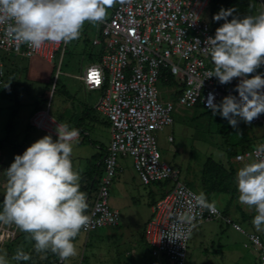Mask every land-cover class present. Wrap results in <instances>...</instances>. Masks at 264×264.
I'll return each instance as SVG.
<instances>
[{"label": "built area", "instance_id": "2783aa9c", "mask_svg": "<svg viewBox=\"0 0 264 264\" xmlns=\"http://www.w3.org/2000/svg\"><path fill=\"white\" fill-rule=\"evenodd\" d=\"M7 24L6 19L0 20V87L5 83L4 55L8 52L26 58L39 56L51 63L60 54L58 73L61 72L66 44L49 42L39 50L30 49L6 39ZM101 26L102 37L98 36L94 44L104 47V53L76 78L86 89L100 91L96 108L110 121L111 141L104 156L100 186L88 214L89 222L82 231L91 233L119 224L120 212L110 204V190L118 174V159L131 157L144 185L172 182L153 205L152 217L146 224L149 264H187L194 230L213 220L232 225L245 234L258 250L259 263L264 264V237L246 231L217 205L215 214L194 206L192 194L199 193L181 179L179 169L162 160L157 145V132L172 125L174 114L180 109L197 105L211 109L210 93L217 104L226 95L238 96L234 91L238 78L225 85L215 77L209 78L214 65L203 48L206 37L214 36L217 28L212 23L211 0H126L123 5L117 2L108 9ZM163 93H169L168 97L164 98ZM48 117L49 110H44L36 113L34 120L40 125L41 119L48 122ZM251 124L262 127L255 146L264 144V114ZM80 136L78 132L75 138ZM255 146L237 153L234 161L239 168L256 158ZM173 229L182 232L180 240L163 238ZM17 230L14 224L0 223V246L15 241ZM60 263L64 264L61 260Z\"/></svg>", "mask_w": 264, "mask_h": 264}, {"label": "clouds", "instance_id": "9594fccd", "mask_svg": "<svg viewBox=\"0 0 264 264\" xmlns=\"http://www.w3.org/2000/svg\"><path fill=\"white\" fill-rule=\"evenodd\" d=\"M126 0H0V20H7L5 37L30 49L39 50L45 43L68 44L77 40L85 22L105 21L108 9ZM249 4V14L237 15L233 8H221L213 16L223 21L214 36L206 37L203 48L214 65L209 78L221 85L234 78L239 82L236 95H226L220 103L209 98L213 115H220L237 128L240 120L251 124L264 114V8ZM197 43H200L197 40ZM57 138L44 135L33 142L23 154L4 170L6 189L3 194L0 223L14 224L26 239L34 241L37 253L51 252L61 261L75 257L74 240L89 222L87 194L81 191L80 173L71 160L70 141L78 130L57 125ZM256 158L237 170L235 183L238 201L254 209L252 225L264 232V144L255 146ZM194 206L217 212L215 200L204 192L193 193ZM182 232L175 229L166 235L169 241L180 240ZM7 252L0 254V264H9ZM16 261L30 259L23 246L12 256Z\"/></svg>", "mask_w": 264, "mask_h": 264}, {"label": "rangeland", "instance_id": "374dc122", "mask_svg": "<svg viewBox=\"0 0 264 264\" xmlns=\"http://www.w3.org/2000/svg\"><path fill=\"white\" fill-rule=\"evenodd\" d=\"M259 8H264L262 0H257L256 9ZM100 26L101 23L85 22L80 37L66 44L68 53L63 56L60 73H58L60 54L56 56L54 63L39 56L31 58L18 56L19 72L17 78L10 82V86L0 88V138H8V142L0 150V200L3 199L6 189L4 170L14 162L15 155L23 154L33 142L44 135L50 134L34 126L27 129L35 102L41 96H45L48 101L44 109L49 110L56 120L61 117L62 121L60 123L62 125L68 123L71 128L75 127V121L71 120L70 114H79L85 106L95 105L100 92L86 90L76 76L81 75L87 67L96 62L95 55L99 52L100 46L95 45L94 40L98 38ZM7 54L13 56L10 52ZM258 70L259 72L263 71V68L261 67ZM12 84H16L15 90ZM63 85H65L68 93L64 92ZM159 87L162 90L164 89L162 84ZM17 101L21 105H16ZM15 109L17 110L15 116H13L12 113ZM97 116V121L93 125L91 121L87 120L89 135L85 143H82L80 139L70 141L73 147L71 160L74 169L78 170L79 173L82 171L90 172L92 165L100 160V158L94 159L102 152L99 146H105L110 137L109 127L105 123L108 118L101 113ZM11 118L15 120L17 126L10 134L6 130V125ZM174 118L175 121L172 125L166 126L163 130L157 132V145L162 160L179 169L181 179L199 193L201 190L202 168L208 157L213 156L217 161L228 165V145L235 146L236 149L240 148L242 137H245V139L251 138L254 144H257L262 135L261 126L247 124L242 120L237 128L232 129L227 138L225 134L231 127L228 121L218 114L213 115V113L205 112L203 108H182L180 112L174 114ZM51 135L54 139L57 138L56 135ZM171 136L173 140H170ZM91 140L96 142L92 143ZM122 158L127 157H120L118 165L124 163ZM138 185L143 194L142 201L144 202L148 200L150 188L158 193L160 190L162 191L161 187L169 189L172 182L151 184L154 185L151 187L140 183ZM111 194L112 190H110V200ZM216 204L220 209L229 204L230 216L234 221L240 223L248 232L255 229L252 225V219L256 215L254 209L241 205L238 196L232 199L230 195H219ZM244 214L249 217L250 224L243 221ZM141 219L138 217L137 222H140ZM106 227L110 228L112 225ZM26 236L27 234L24 235L18 229L15 241L0 246V254L7 252L9 264L37 263L46 258L47 253H37L34 249V241L26 239ZM86 239V232L80 231L75 240L78 254L69 258L67 262L82 260L83 251L85 253L86 248ZM120 239V235L114 236L111 241L107 239L105 242V245H107V247L105 246L106 250L113 246L120 253H123L135 244L132 242L124 243ZM21 245L24 252L31 256V260L16 261L12 259L17 247ZM218 248L220 251L215 252L214 250ZM89 250L87 249L86 252L89 253ZM138 251L142 257L140 264L149 263L150 251L145 246H139ZM189 254L191 256L187 264H260L258 250L251 244L248 237L232 225L218 220L208 221L196 227L189 242Z\"/></svg>", "mask_w": 264, "mask_h": 264}, {"label": "trees", "instance_id": "16d2710c", "mask_svg": "<svg viewBox=\"0 0 264 264\" xmlns=\"http://www.w3.org/2000/svg\"><path fill=\"white\" fill-rule=\"evenodd\" d=\"M252 3L254 5L253 8V12L256 9V5H257V0H211V17H212V23L215 27H219L220 24L223 23V21L220 22H215L213 20V16L214 14H216L221 8H233L235 9V13L237 15H244V14H249V4ZM99 37H102V26H100L99 29ZM68 53V50L66 48L65 50V54ZM104 53V47L100 46V50L99 52L95 55L96 56V62L99 61L102 57ZM13 56L10 55H4V61H5V70H6V77H5V83L3 86H10V82L12 80H15L17 77V74L19 72V66H18V56L12 54ZM263 71H260V73H264V66H262ZM259 72V70H258ZM237 79L234 78L233 81ZM14 86V90H15V85L16 84H12ZM1 86V87H3ZM0 87V88H1ZM64 88V92L68 93V91L65 88V85H63ZM48 99L45 96H41L39 100H37L35 102L34 108L32 109L31 112V116H33L34 114H36L37 112L44 110V106L46 105ZM16 105H21V103L19 101H17ZM197 108H203L205 109V112L208 113H212L211 109H207L204 108L200 105L196 106ZM17 109L14 110V112L12 113L13 116H15V111ZM97 108L96 105L90 106V107H86L81 113L79 114H70L69 116L71 117V120L75 121V127L71 128L68 123L67 126L70 129H76L78 130V132H80L81 136H83V131L85 128V122L88 119H92L95 114H97ZM99 114V112H98ZM58 121L61 122L62 119L61 117L58 118ZM85 121V122H84ZM227 121V120H226ZM241 121L239 122V124H241ZM70 122V121H69ZM238 124V125H239ZM17 124L15 122V120L13 118H11L7 125H6V130L8 131V133H13V131L15 130ZM32 125L30 123H28L27 129H29V127H31ZM231 126V125H230ZM233 127H230V130L228 132H226L225 136L228 138L230 135V132L232 131ZM87 136L80 138L82 143H85ZM254 139V137H253ZM6 142H8V138H0V150L5 146ZM91 142H94L93 140H91ZM241 145L240 148L236 149V147L234 148L231 145H228L227 148V156H228V165L223 164L220 161H217L213 156H210L207 158V160L205 161L203 168H202V174H201V190L200 192H204L209 201H213L215 200V202L218 199L219 195H230L231 198L235 199L239 194L237 191V185L235 183V176L237 173V170L239 169V167L237 166V164L234 161L235 156L237 155L238 152L246 150L248 148H251L253 146H255L256 144H254L253 140L250 138L245 139V137H242L241 141H240ZM105 150L104 152H101V154H99V156H95L94 159H98L100 158V160L98 162H95L89 173L84 172L83 176L80 179V185H81V191L85 192L87 194V204H88V208L86 210V215L89 214L93 203H94V199L96 197L97 191L99 189L100 186V182H101V178L103 176L104 173V156L106 154ZM168 181H165L164 183H167ZM157 184V183H154ZM162 196H164L166 194L167 189L162 187ZM199 193V192H198ZM2 201L3 199L0 200V211H2ZM157 201L155 199H153L151 201V204L153 203V205L156 203ZM217 205V204H216ZM218 206V205H217ZM221 211L227 215L230 216V207L229 204H227L223 209H221ZM245 216V215H244ZM82 231V230H81ZM24 235L26 233L22 232ZM77 238V237H76ZM75 238V240H76ZM74 240V243H75ZM220 248V247H219ZM215 249V252H219L220 249ZM149 251H150V247H149ZM28 255V253H26ZM30 260H31V256ZM26 263V262H25ZM30 264H62L60 263V259L57 255L51 253L50 251L47 252V256L43 261L37 262V263H30Z\"/></svg>", "mask_w": 264, "mask_h": 264}, {"label": "crops", "instance_id": "0c3cea01", "mask_svg": "<svg viewBox=\"0 0 264 264\" xmlns=\"http://www.w3.org/2000/svg\"><path fill=\"white\" fill-rule=\"evenodd\" d=\"M83 87L86 89L84 84ZM168 94L169 93H163V97L167 98ZM100 96L101 93H99V97L96 99L95 105L99 101ZM86 107H90V106H85V108ZM35 115L36 114H34L29 118V123L32 126L57 136L55 129L58 125L57 123H59L60 125L62 124L58 120H56L55 117H53L50 114L51 117H48V122L41 119L43 123L38 125L34 120ZM97 115L98 112L97 114H95V116L92 119H88L89 122L90 121L92 122V125L96 123L98 117ZM105 123L109 127L110 137L107 140L105 146L103 145L99 146L102 152L107 150L111 141L110 121L105 120ZM87 124L88 123L86 120L83 136H80V138L89 135ZM51 125H54L55 128H53ZM80 138H74L72 140L80 139ZM93 141L94 142L92 143L96 142L95 140ZM122 159L124 160V163L119 164L118 174L117 177L115 178L116 180L113 182V185L111 187L112 196L110 200L111 206L120 212L121 218L119 224L112 225V227L110 228L106 227L107 229L103 228L97 231H93L91 233H86L87 234V239L85 241L86 248H85V253L83 251V255L81 258L82 260H76L72 262L63 261L64 264H75L79 261H82V264H140V261L142 262V257L140 255V252L138 251L139 246H145L146 249L149 251V245L145 238V228L147 222L150 220L153 214V203L151 204V201L153 199H155L156 201L160 199L162 197L163 190L162 191L160 190V192L155 193L154 190L150 188V190L148 191V200L143 202L142 201L143 194L141 193L138 185V183L142 185L143 183L141 182L139 177H137L138 175L134 169L133 160L131 157L122 158ZM83 174H84L83 171L80 172L81 177L83 176ZM151 186L154 185H149V187ZM138 217L142 218L140 222H137ZM243 221H246L250 224L249 222L250 219L246 215L243 218ZM253 231L257 232L255 229H253ZM258 233L264 237V232H258ZM117 235H120L121 238L120 240H123L124 243H129V242L135 243L134 246L127 248L123 253H120L119 250L117 248H113V246H111V248H108V250H106L107 245H105V242L107 241V239H110L111 241L112 238ZM87 249H90L89 253L86 252ZM190 256L191 255L189 254V260H190ZM145 264H149V263L145 262Z\"/></svg>", "mask_w": 264, "mask_h": 264}, {"label": "bare ground", "instance_id": "6f19581e", "mask_svg": "<svg viewBox=\"0 0 264 264\" xmlns=\"http://www.w3.org/2000/svg\"><path fill=\"white\" fill-rule=\"evenodd\" d=\"M263 1V3H264V0H262Z\"/></svg>", "mask_w": 264, "mask_h": 264}]
</instances>
